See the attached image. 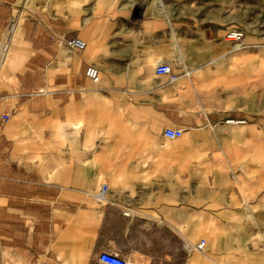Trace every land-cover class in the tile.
Listing matches in <instances>:
<instances>
[{"label":"crops","instance_id":"0c3cea01","mask_svg":"<svg viewBox=\"0 0 264 264\" xmlns=\"http://www.w3.org/2000/svg\"><path fill=\"white\" fill-rule=\"evenodd\" d=\"M17 2L0 0V39ZM94 3L76 18L26 17L16 43V23L5 53L0 43V264H103L101 252L194 264L188 245L255 220L234 199L225 120L248 125L252 111L221 70L230 44L215 24L171 21L163 4L140 15ZM71 36L85 47L69 49ZM160 62L175 80L155 73Z\"/></svg>","mask_w":264,"mask_h":264},{"label":"rangeland","instance_id":"374dc122","mask_svg":"<svg viewBox=\"0 0 264 264\" xmlns=\"http://www.w3.org/2000/svg\"><path fill=\"white\" fill-rule=\"evenodd\" d=\"M90 1L102 7L131 8L132 13L140 15L145 8L160 7L157 0H18L0 43H7L14 23L18 26L10 43H16L20 38L19 25L26 17L44 18L59 13L76 18L81 13L80 6ZM161 1L170 12L171 21H198L215 24L223 30L222 39L230 44V52L228 64L225 63L221 70L224 74L229 73L232 82L240 84L244 98L249 95L248 104L252 111L248 125L246 122L226 125L228 132L232 133L229 150L237 164L235 204L245 209L249 206V213L255 220L245 222L250 227L249 233L246 229L236 230L235 234L229 232L224 237L215 235L209 239L204 235L205 246L190 260L196 261L194 264H216L213 260L219 264H264V0ZM229 29L241 31L242 37L238 41L227 39L225 34ZM236 43L239 44L237 48ZM226 131L221 129L220 133ZM172 146L177 145L165 143L164 147ZM243 198L247 201H242Z\"/></svg>","mask_w":264,"mask_h":264},{"label":"built area","instance_id":"2783aa9c","mask_svg":"<svg viewBox=\"0 0 264 264\" xmlns=\"http://www.w3.org/2000/svg\"><path fill=\"white\" fill-rule=\"evenodd\" d=\"M225 37L229 40L238 41L242 37V32L234 29H229L226 31ZM65 45L69 49H83L85 47V41L78 36H71L64 39ZM154 71L158 75H167L169 80L173 81L177 78V75L172 72V67L169 63L160 62L155 65ZM85 75L94 83L99 80V71L97 67L90 65L85 70ZM2 118H7V115H2ZM228 124H243L246 122L245 119L240 118H229L225 120ZM182 129H171L167 128L164 130V135L169 139H176L182 135ZM107 184L101 183L98 190L94 193L97 200H103L106 197ZM128 214V212H124ZM205 246V240L200 239L192 246H187L188 249H194L201 251ZM97 260L103 264H128L123 258L115 253L101 252L97 255ZM161 264H168V262L163 261Z\"/></svg>","mask_w":264,"mask_h":264},{"label":"bare ground","instance_id":"6f19581e","mask_svg":"<svg viewBox=\"0 0 264 264\" xmlns=\"http://www.w3.org/2000/svg\"><path fill=\"white\" fill-rule=\"evenodd\" d=\"M157 2H158V5H159V6H162V1H161V0H157ZM238 45H239V44L236 43V45H235L236 48L238 47ZM1 47H2V46H1ZM6 47H7L6 45H3V47H2V51H4L3 53H5V51H6Z\"/></svg>","mask_w":264,"mask_h":264}]
</instances>
